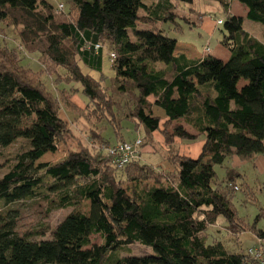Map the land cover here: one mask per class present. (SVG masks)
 Returning <instances> with one entry per match:
<instances>
[{
  "label": "trees",
  "instance_id": "16d2710c",
  "mask_svg": "<svg viewBox=\"0 0 264 264\" xmlns=\"http://www.w3.org/2000/svg\"><path fill=\"white\" fill-rule=\"evenodd\" d=\"M67 1L68 10L49 0H0V32L18 37L17 46L0 45V154L22 142L0 176V264H261L248 251L207 242L204 233L221 216L237 219L226 186L241 189L243 174L227 166L220 184L216 167L264 155V41L244 28L246 18L264 27V0H215L227 14L219 19L228 24L227 59L211 52L190 58L171 34L193 27L179 9L195 0ZM233 1L245 15L231 11ZM27 52L38 53L40 70L21 64ZM106 54L115 73L110 84ZM44 73L61 85L50 89ZM71 83L114 139L95 125L91 142L48 161L72 132L61 115L63 103L75 108L66 95ZM128 127L144 136H127ZM157 130L170 170L142 161L141 151L120 166L125 143L153 146ZM199 138L197 157L176 145ZM27 200L49 213L72 210L42 238L44 231L20 230L17 209L5 208ZM85 202L88 212L80 208ZM94 234L101 243H92ZM135 243L153 253L120 255Z\"/></svg>",
  "mask_w": 264,
  "mask_h": 264
},
{
  "label": "rangeland",
  "instance_id": "374dc122",
  "mask_svg": "<svg viewBox=\"0 0 264 264\" xmlns=\"http://www.w3.org/2000/svg\"><path fill=\"white\" fill-rule=\"evenodd\" d=\"M54 5L58 6L60 3H64L65 10L69 9V2L67 0H49ZM241 4H234V10L242 12L243 8ZM181 13L189 15L193 21L191 26H185L183 32L177 33L172 31L171 34L180 38V45L192 46L199 53H204V48L210 46L211 53L218 55L223 59H227L230 54V50L227 45L223 44L222 37L224 35L223 30L228 24H219V19L226 20V11L219 2L215 0H195L192 4H183L179 9ZM228 23V22H227ZM0 23V28L2 27ZM142 28H148L143 25ZM244 28L252 32L256 37L264 41V27L261 23L245 19ZM7 33H6V32ZM5 31L0 32V45L7 44L9 46H17L16 41L18 37H15V32L7 28ZM9 37V38H6ZM32 58L36 59L35 61ZM24 66H29L34 70H40L42 65L38 62V53H26L25 57L21 61ZM108 55L105 56L104 67V80L110 84L112 77L115 75L111 66ZM47 67L48 66L47 64ZM50 69V68H49ZM95 76L101 78L100 73H95ZM51 74H43V79L46 81L47 86L52 89L53 84L60 83V78L53 80ZM53 83V84H52ZM66 92L68 102L71 100L74 103L75 108H68L64 103L62 104L61 115L69 123L71 122L72 132L68 134L65 141L59 146V149L55 153H50L45 157L48 161H57L68 155L71 151L80 149V145H86L90 141L88 130L90 127L96 125L97 129L102 128L103 133L106 134L112 141L114 139V131L105 121L94 123V114L91 109L94 108L92 104L87 105L88 99L85 95L78 90V86L74 83L67 84ZM70 96V97H69ZM73 110V111H72ZM164 114L162 109H157V112ZM129 135L131 136H144L139 131H135L133 127H128ZM125 129V130H126ZM155 144L146 145L141 147L140 157L142 161L153 163L154 165H161L162 168L170 170L172 168L168 159L164 158L167 154V147L164 143V139L160 130H157L154 135ZM114 143V142H113ZM22 142H19L13 146H10L2 150L0 154V176L8 170V165L12 163L13 156L16 154ZM177 147L182 153L189 154L191 156H199L203 147V138H199L196 141H178ZM155 151V153H153ZM227 166H233L243 174V176L237 179V184L241 187L239 190H233L231 186H226L227 190L232 193L231 202L236 209L237 219L235 221H228L225 217L221 216L217 222L210 225L206 230L205 238L207 242L214 243L221 241L226 248L230 251L241 252L247 251L251 247L262 246L264 249V239L260 238V233L264 232V155H259L256 163L242 160L238 156L233 157L227 161L225 165L216 167L217 178L220 184H223L226 180ZM151 181L150 183H152ZM129 189L132 188V184L128 185ZM5 208L17 209L18 227L22 231L27 230H39L44 231L45 235L42 238L51 237L54 228L65 218V216L71 212L72 208L57 209L49 213L47 208L40 206L35 201H21L13 205H8ZM81 210L88 212L89 203L85 202L80 206ZM0 209H2L0 207ZM102 237L100 234L92 235V243H101ZM129 252V253H128ZM153 253V249L150 246H146L141 243H135L130 246V251L121 249L120 255H135L141 256Z\"/></svg>",
  "mask_w": 264,
  "mask_h": 264
},
{
  "label": "built area",
  "instance_id": "2783aa9c",
  "mask_svg": "<svg viewBox=\"0 0 264 264\" xmlns=\"http://www.w3.org/2000/svg\"><path fill=\"white\" fill-rule=\"evenodd\" d=\"M63 4H60L59 9H63ZM219 24L222 23V20L218 21ZM98 46V45H97ZM205 53L211 52L210 46H206L204 48ZM141 143V140L138 139L136 141L137 147L134 144L131 143H125L122 148L124 149L123 155L120 156L119 158V164L122 166L123 164L127 163L132 157L134 158L138 153H139V145ZM252 256L257 258L261 264H264V249L262 246H257V247H251L247 250Z\"/></svg>",
  "mask_w": 264,
  "mask_h": 264
},
{
  "label": "crops",
  "instance_id": "0c3cea01",
  "mask_svg": "<svg viewBox=\"0 0 264 264\" xmlns=\"http://www.w3.org/2000/svg\"><path fill=\"white\" fill-rule=\"evenodd\" d=\"M235 3H237V4H239V2H237V1H233L232 2V6H231V11L234 13V14H242V15H245V13H246V9H245V7H243L242 5H240V6H242V8H243V10H242V12H237V11H235L234 10V4ZM179 48H181L182 50V52H185V53H187L188 54V56L190 57V58H198V57H200V56H203L204 55V53L202 54V53H199V52H197L195 49H194V47H192V46H183V45H180L179 44ZM212 52V51H211ZM230 55V54H229ZM218 56V55H217ZM218 57H220V56H218ZM220 58H222V57H220ZM194 157V156H193Z\"/></svg>",
  "mask_w": 264,
  "mask_h": 264
}]
</instances>
